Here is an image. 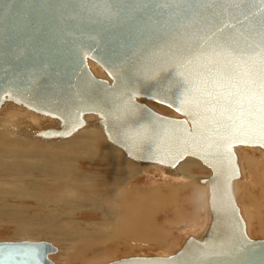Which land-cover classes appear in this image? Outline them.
I'll use <instances>...</instances> for the list:
<instances>
[{"label":"water","instance_id":"95a60500","mask_svg":"<svg viewBox=\"0 0 264 264\" xmlns=\"http://www.w3.org/2000/svg\"><path fill=\"white\" fill-rule=\"evenodd\" d=\"M262 99L264 0H0V110L11 103L57 121L31 137L68 139L95 115L133 162L173 171L192 158L209 170L197 180L208 196L198 237L172 255L103 264H264V239L247 235L233 191L235 149L264 151ZM56 251L0 242V264H55Z\"/></svg>","mask_w":264,"mask_h":264},{"label":"bare ground","instance_id":"6f19581e","mask_svg":"<svg viewBox=\"0 0 264 264\" xmlns=\"http://www.w3.org/2000/svg\"><path fill=\"white\" fill-rule=\"evenodd\" d=\"M89 69L91 70L93 75H95L96 77L106 79V76L104 75V73L100 71V69H98L95 66V64L89 62ZM142 102H144L148 106H152L149 103V101L144 100ZM12 105L14 104L7 103L0 110V151L1 149L3 150V153H1V156L3 157V161L2 163L0 161V168L2 169L5 166H10L14 170H18V169L22 170L23 173L21 174L18 173L20 176H17V179H15L14 181L9 180V185H11V187H9V189L7 190L4 189L3 186H6V185H3V184L8 183V180L7 182L2 180L3 183L0 182V194L5 193L7 194V196L21 195L22 198L35 199L38 208H40V206H47L48 204H50L51 210L47 212L48 214L46 218L43 220L45 226L41 229V233H44L45 235L54 234L53 235L55 236L54 244L59 246L58 250L60 252L64 251L63 253L68 252L69 254V251H67V249H69L71 250V256L74 259H78L80 257L81 259L79 260H82L83 264H93L99 261L100 262L107 261L106 258L109 255H107L104 249H102V246L104 242L108 239V237L114 236L117 232L120 235L119 241L123 242L122 244H119L122 247H118L116 244L115 246H112L108 250L117 251L119 250V248H123V249L130 248L131 249L135 246L142 247L144 244H147L146 246L156 247L157 249H165V245H166L165 243L168 242L167 240L168 238H170L169 236L172 233V231H169V229H175L181 226H185L184 228L189 227V229L192 231V234L193 232H196V234H194L196 237H198L205 229V226L208 222L207 186L197 184L198 181H196V179L198 180L200 178H197L194 175L189 173L190 172L189 168L191 166L195 167V163H193L191 160L189 159L183 160L176 166V168L173 171H171V173L173 172H175L176 174L179 173L180 177L187 180L185 182L190 181L189 183H186L187 185L190 184L191 186L193 185L194 187V188L192 187L193 188L192 193L190 192L186 195H182V197L180 198L183 201L182 204L186 206L182 207V205L180 204L178 209H176V205L174 203L175 206H173L171 210L169 209L168 211L163 212L162 215H164V217L160 219L162 222L157 223V222H154V218L151 217L148 214V212L147 213L145 212V210L149 208V204H152V202L149 200L155 194V192L148 190L150 186H145V185L141 186L137 184L135 186V183H133V181L135 182L138 176L145 175L146 173H148L149 168L159 171L160 173H162L161 174L162 176H165V172L169 171V169L165 168L164 170L161 167L156 166L155 164H147L148 166H145V165L143 166L140 163H135V162L132 163L130 159L129 160L131 162H129L123 156L120 150L114 148L115 146L112 147L107 142L101 128L100 129L96 128L95 126L92 125V123L87 124L86 121L93 122L94 120L97 119L95 115H85L84 117L85 122H86L85 126L86 125L87 126L86 127L84 126L85 128L84 127L81 128L77 133H75L73 136H71L70 138L64 141L44 142L42 140L33 138L31 137L33 133H35L36 131L39 132V131L45 130L47 127H50V126H55L57 124V121L54 120V118L50 119L47 116L43 118L44 115L39 116L40 114L37 115V113L35 112L33 113V111L29 109H23V107L20 108V106L19 108H13ZM14 106H17V105H14ZM172 115L177 116L175 115L174 112L171 113V116ZM7 116H9V118H7ZM95 122H97V120ZM17 143H22L25 145L28 144L30 146H33V145L36 146L38 144H41V145L42 144H53L54 145L55 143L56 144L60 143L63 147L62 150L70 151L72 149L75 151H79L81 153L79 158L81 159H88L90 156L91 157L93 156V159L95 156L99 157L102 160L106 169L112 170V171L103 175L100 178L98 184H91V183H88L87 181L83 189V186L79 184L77 180L74 179L77 176L75 175L74 170L71 169V166L73 165L71 164V166H69L67 164V161H66L67 156L62 158V156L59 154L55 155L51 153V156L49 157L47 156L48 158L46 159L45 166L39 164L36 167L34 163L31 162L32 157L28 155L30 154V152H28L27 154L23 153V157L26 159L25 164H24L22 161H17L18 159H14L15 156L17 155L16 153L13 155L15 150L10 149L11 147H13L14 144H17ZM241 148H245V147H241ZM249 148L250 147H248V149ZM254 148L255 147H252L250 148V150L251 149L253 150ZM254 150H257V149L255 148ZM262 154H261V157H262ZM82 155L83 157H86V158H82L81 157ZM45 157L46 155L43 158ZM73 157H75V155ZM240 157L241 156L239 155V159ZM6 158H9L10 160H7ZM263 158L264 157H262V159ZM258 159L259 158L255 159L253 157L248 156L246 157V162L249 167L248 169L249 179H252V180L255 179L254 186L260 188V192L264 198V186H263L264 184V159H263V164ZM59 160L61 161V167L56 168L55 171L59 173L60 175L58 176L47 175V172H50V173L53 172V169L50 168V166L51 165L53 167L58 166ZM238 164H239V160H238ZM243 164L245 165V163ZM127 165H129L130 168H128ZM240 168L241 167L239 165V169ZM31 171H34V172H31ZM113 171H115L114 174L112 173ZM116 171H118L119 174ZM259 172H261L262 176L258 174ZM34 173H36L37 175L35 176ZM38 174H40V176H38ZM240 175H241V172H240ZM89 176L91 175L90 174L87 175V177ZM7 177L5 176V178ZM105 178L107 179L104 180ZM172 178H174V176ZM10 179H12V177ZM56 179H58L57 188H54L53 180L56 181ZM243 179H244L243 177L242 179L240 177V179H237L233 183V191H234L236 202L241 210V215L243 217V220L245 221L246 232L248 235L249 228H250L249 225L251 224V222H253L252 221L253 218H255L251 214H248V211H250L249 210L250 206L254 208V205L252 202L253 201L256 202V201L254 199L255 197L253 198V196H251L249 193H248V195H250L248 196L249 199L253 200L249 204L243 202V200L241 202L239 199H237V191H238L236 190L237 183L241 184ZM81 182L83 181L81 180ZM181 182H184V180ZM185 182H184V185H180L179 183V185L182 186L181 188L178 187L179 190L187 186ZM247 183L249 184L248 180H247ZM173 186H171L170 184H165L163 187L164 191H165V188H167L170 192L171 189L176 187V186L175 187ZM96 187H99L95 190V193L99 191V195L97 196L101 195L108 199L106 201H104L103 199L104 211L103 209L100 211L102 215L106 218V220H103L100 226L101 228H105V226L108 225L107 224L109 221L108 219L110 218L111 223L109 225L111 226V230L106 235H98L97 236L98 242H97V240L95 239L96 235L94 233L88 234L85 231V228H82V229H79L78 232H73L71 234L67 233V238L68 240H71V241L65 242L66 239H63V237L65 238V235L63 233L64 225H62V222L66 221V223H69L68 221L72 219V220H75V223H78V218L80 217L89 218L90 211H87L86 208L95 204V201H92V200L91 202L85 201V200H79V199L75 200L73 198L74 193L81 192L83 193V196H93L94 189ZM100 189H102V191ZM158 189H159V194H160L162 188H158ZM148 192H149V195H148ZM52 193L55 194V197H49V195H51ZM158 208H160L159 205H158ZM61 209H66L70 213L61 212ZM53 210L54 212H52ZM163 210L164 208L162 209V211ZM201 211L203 215L201 217H198V214ZM254 212L256 213V210H254ZM258 214L259 213H257V216ZM76 216H77V219H76ZM171 216H174L175 220L171 221ZM256 219H257V225H256L257 231L258 233L264 235V218H262V216H259ZM183 222H185V224H182ZM179 224H182V225H179ZM86 225L89 226L90 224L87 223ZM70 226H71V223H69V227ZM177 231L179 232V230ZM76 248L77 250L75 252L74 249ZM96 264H99V263H96Z\"/></svg>","mask_w":264,"mask_h":264},{"label":"rangeland","instance_id":"374dc122","mask_svg":"<svg viewBox=\"0 0 264 264\" xmlns=\"http://www.w3.org/2000/svg\"><path fill=\"white\" fill-rule=\"evenodd\" d=\"M97 68L99 69V67H97ZM149 103L152 105V106H149V107H153L154 106L152 109L155 110L156 112L160 113L162 111L161 114L168 115V116H171V113L174 112L175 115H177L179 117V115L175 111L171 110L170 108H167L166 106H164L162 104H159V103L154 102V101H151V102L149 101ZM12 107L13 108H19V106H14V105H12ZM20 108H22V107H20ZM23 109H25V108H23ZM157 109H159V110H157ZM166 113H168V114H166ZM37 115H39V114H37ZM39 116H42V115H39ZM172 116H174V115H172ZM177 116H174V117H177ZM44 117L45 116H43V118ZM4 118H6V117H4ZM7 118H9V116H7ZM49 118L53 119L51 117H49ZM96 120H94L93 122H91V121H86V122H87V124L88 123H90V124L92 123L93 126H95L96 128L100 129V127H98L96 125V122H95ZM50 127H53V126H50ZM25 129H27V128H25ZM64 140H66V139H64ZM64 140H51V141L42 140V141H44V142H55V141H64ZM57 144L56 143L54 145L53 144H42V145L38 144L36 146L35 145L30 146L28 144L25 145V144H22V143H17V144H14L13 147H11L10 149L15 150L13 155L16 153L17 156H15L14 159H18L17 161H22L24 164H25L26 159L23 157V153L27 154L28 152H30V154H28V155L30 157H32L31 158V162L34 163V165L36 167L39 164L45 166L46 165V159L49 156H51V153L55 154V155L59 154V155L62 156V158L67 156V158H66L67 159L66 160L67 164L69 166H71V164L73 165V166H71V169L74 170L75 175L77 176L74 179L77 180L78 183L83 186V189H84V185H85V183H87V181H88V183H91V184H98L100 178L103 175H105V174H107V173L112 171V170H107L106 167L104 166L102 160L99 157H97V156H95L94 159H93V156L92 157L90 156L91 158L89 157L88 159H81V158H79V156L81 154L79 151H75V150H72V149L70 151L69 150H62L63 149L62 145L60 143H57ZM111 146L114 147L113 145H111ZM241 147H245L246 149L245 148H241ZM241 147H237L235 149V151H236L239 148L236 151V153H238L237 157H238V160H239V165L241 167L240 168L241 169L240 170V172H241L240 177H241V179H242V177L244 178L243 179L244 182L242 181L241 184L237 183V189H236V190H238L237 191V199H239L241 202L243 200V202L249 204L253 200H250L248 196L251 195V196H253V198L255 197L254 199H255L256 202H254V201L252 202L253 205H254V208L252 206H250V208H249L250 211H248V214H251L253 217H255V218H253V220L250 219L253 222H251V224L249 225L250 228H249L248 235L252 239H263L264 235L258 233V231H257V226H256L257 225V219L256 218L259 217V216H262V218H264V198H263V196H262V194L260 192V188L254 186L255 179L254 180L249 179V175H248L249 167H248L247 162H246V157L249 156V157H253L255 159L259 158L258 160L263 164V159L264 158L262 159V157H264L263 156L264 152H263L262 149L257 148V147H255L257 150H254L255 148L253 150L252 149L250 150V148H252L251 146H247V147L246 146H241ZM248 147H250V148L248 149ZM23 148H25V149H23ZM114 148H116V147H114ZM116 149H118V148H116ZM258 150H260V151H258ZM1 153H3L2 149L0 151V161L2 163L3 157L1 156ZM64 153H65V155H64ZM122 154H123V152H122ZM241 154H243V155H241ZM261 154H262V157H261ZM45 155H46V157L43 158ZM72 155L73 156L75 155V157H73ZM76 155H78V156H76ZM239 155L241 156L240 159H239ZM123 156L125 157L124 154H123ZM81 157L82 158H86V157H83V155ZM125 158L129 162H131L127 157H125ZM6 159L10 160L9 158H6ZM187 159H189L193 163H195V167L191 166L189 168V171H190L189 173L190 174L194 175L197 178H206V177L209 176V170L207 168H205L204 166H202L201 164H199V162L197 160L192 159V158H187ZM36 160H38L39 162L36 161ZM41 160H43V161H41ZM240 161H241V163H240ZM132 163H134V162L132 161ZM135 163H137V162H135ZM243 163H245L246 166ZM241 164H243V165H241ZM142 165L143 166L144 165L148 166L147 164H142ZM156 166L161 167L159 165H156ZM59 167H61V161L60 160L58 161V166H56V167H53L52 165L50 166V168L53 169V172H51V173L47 172V175H49V176H58V175H60L59 173H57L55 171V169L59 168ZM127 167L130 168L129 165H127ZM161 168L165 170L164 167H161ZM0 171H1L0 172V182L3 183L2 180L6 181V182L8 180V183H4L3 184V185H6L7 187L1 185L6 190L9 189V187H11V185H9V180L10 181H14L15 179H17V176H20L18 173H20V174L23 173L22 170H19V169L18 170H14L10 166H5ZM31 172H34V171H31ZM116 172L119 174L118 171H116ZM112 173L114 174L115 171H113ZM34 174H35V176L37 175L36 173H34ZM89 174L91 176L87 177V175H89ZM161 174L162 173H160L159 171L154 170L152 168H149V172L148 173H146L145 175L138 176L136 178V181L135 182L133 181V183H135V186H136V184L137 185H141V186L142 185L150 186V188L148 190H151V191L155 192V194L149 200V201L152 202V204H149V208L146 209L145 212L146 213L148 212V214L151 217L154 218V222H157V223H161L162 222L160 219H162L164 217V215H162L164 211H168L169 209L171 210L173 208V206H175V205H176V209H178L180 204L182 205V207H185L186 205L182 204L183 201L180 198L182 197V195H186V194H188L190 192L192 193L193 192V188H194L193 185L192 186L190 184L187 185L186 183H189L190 181L185 182L187 180H185L184 178L180 177L179 173L176 174L175 172L171 173V171H166L165 172V176H162ZM258 174L261 175V172H259ZM246 175H247V177H246ZM5 176L6 177L9 176V177L5 178ZM10 176L12 177V179H10L11 178ZM38 176H40V174H38ZM171 176L172 177L174 176V178H172ZM61 178H62V176H61ZM141 178H142V180H141ZM176 178H177V180H176ZM80 179L83 182H81ZM106 179L107 178H105L104 180H106ZM168 179H169V181H168ZM57 180L58 179H56V181L53 180L54 181L53 182L54 188H57V183H58ZM183 180H184V182H185V184L187 186L184 187L183 189L179 190V188L182 187L180 185H184V182H181ZM247 180H248L250 185L247 183ZM196 181H197V179H196ZM179 183H180V185H179ZM165 184H170L171 186L174 185L173 187H175V186L176 187L171 189L170 192H169V190L167 188H165V191H164L163 187H164ZM197 184H199V183H197ZM200 185H202V184H200ZM263 186H264V184H263ZM240 187H242V188H240ZM97 188H99V187H96L94 189V195L93 196H83V193H81V192L74 193L73 198L75 200L79 199V200H85V201H90V202L92 200V201H95V204L86 208L87 211H90V213H89L90 217L89 218H86V217H82L81 218L80 217V218H78V223H75V220L70 219L68 221L69 223H71L70 227H69V223H66V221L62 222V225H64V228H63L64 232L63 233L65 235V238L63 237V239H66L65 242H67V241L70 242L71 241V240H68L67 233L71 234L73 232H78V230L82 229V228H85V231L88 234H93L94 233L96 235L95 239L97 240V242H98V239H97L98 235H106L111 230V226L109 225L111 223V219L110 218L108 219L109 220L108 223H107L108 225H106L105 228H101V226H100L101 222L103 220H106V218L102 215L100 210L103 209V211H104V201H106L108 199L105 198L104 196H101V195L97 196V195H99V191H97L95 193V190ZM153 188H155V189H153ZM158 188H162L160 194H159V189ZM175 189L176 190L178 189V190L176 191ZM241 189H242V191H241ZM100 190L102 191V189H100ZM157 192H158V194H157ZM248 193L250 195H248ZM148 195H149V192H148ZM49 197H55V194L52 193L51 195H49ZM154 198H156V199H154ZM103 199H104V201H103ZM168 201H169V203H168ZM86 203H88V202H86ZM174 203H175V205H174ZM158 205H159L160 208H158ZM98 206H100V207H98ZM163 208H164V210L162 211ZM201 208H202V206H201ZM50 210H51V205L50 204H48L47 206H40V208H38L35 199H32V198L31 199L30 198H22L21 195L7 196V194H5V193L0 194V221H1L0 222V242H18V241L41 242V241H43V242H48V243H51L52 245H55L54 244L55 243V238H54L55 236H53L54 234L53 235H45L44 233H41V229L45 226L43 220L46 218V216L48 214L47 212L50 211ZM254 210H256V213L254 212ZM257 210H259V211H257ZM52 212H54V210ZM61 212L66 213V212H69V211H67L66 209H61ZM257 213H259L260 215L258 214V216H257ZM202 215L203 214H202V211H201L198 214V217H201ZM77 216H76V219H77ZM107 218H108V216H107ZM172 220H175L174 216H171V221ZM63 223H65V224H63ZM87 223H89L90 225L87 226L86 225ZM182 224H185V222H183ZM182 224H179V225H182ZM62 225H60V226H62ZM184 227L185 226H181V227H178V228H175V229H169V231H172V233H171L172 236L170 235L169 236L170 238H168V240H167L168 242L165 243L166 245L164 244L165 245V249H157L156 247L146 246L147 244H144L142 247L135 246V247H133L131 249L130 248L129 249L119 248V250H117V251L108 250L109 248H111L112 246H115L116 244H117L118 247H122L119 244H122L123 242L119 241L120 235L117 232L114 236L108 237V239L104 242V244L102 246V249H104L106 254L109 255L106 258L107 261H101V262L99 261V262H96V263L103 264V263H106V262H111V261L119 260L121 258H125V257H128V256H134V255H143V256L144 255L145 256H149V255H159V256L172 255L180 248L182 242L184 241V239L187 236H195L194 234H196V232H193V234H192V231L189 229V227H186V228H184ZM174 230H175V232H174ZM177 230H179V232ZM55 246L57 247V250H58L59 246H57V245H55ZM76 250H77V248L74 249L75 252H76ZM67 251H69V254H68V252L63 253L64 251L60 252L58 250V251H56V253L50 255L49 258L55 264H83L82 260H79V259H81L80 257L78 259H74L71 256V250L67 249ZM96 263H93V264H96Z\"/></svg>","mask_w":264,"mask_h":264},{"label":"snow or ice","instance_id":"6c2138e0","mask_svg":"<svg viewBox=\"0 0 264 264\" xmlns=\"http://www.w3.org/2000/svg\"><path fill=\"white\" fill-rule=\"evenodd\" d=\"M156 99L160 103H167V100L165 98H163V97H157ZM180 103H181V110H183L184 106L189 103V100L187 98H185V99H182ZM262 103H264V99H262Z\"/></svg>","mask_w":264,"mask_h":264}]
</instances>
